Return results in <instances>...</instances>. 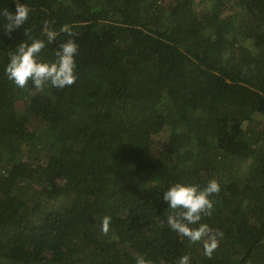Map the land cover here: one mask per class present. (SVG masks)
<instances>
[{
	"label": "trees",
	"instance_id": "16d2710c",
	"mask_svg": "<svg viewBox=\"0 0 264 264\" xmlns=\"http://www.w3.org/2000/svg\"><path fill=\"white\" fill-rule=\"evenodd\" d=\"M20 2L11 37L0 18V264H264V0ZM45 21L77 34V79L18 88L4 70L24 30L48 62L68 39L48 44ZM211 179L208 258L163 193Z\"/></svg>",
	"mask_w": 264,
	"mask_h": 264
},
{
	"label": "clouds",
	"instance_id": "9594fccd",
	"mask_svg": "<svg viewBox=\"0 0 264 264\" xmlns=\"http://www.w3.org/2000/svg\"><path fill=\"white\" fill-rule=\"evenodd\" d=\"M15 11L5 7L0 9V18L7 21L4 25L9 37L16 29H19L28 20L30 9L21 3L20 0H13ZM43 33L47 43L56 41L60 33L66 34L68 39L58 44L54 51L55 60L48 62L39 59L38 54L46 47L43 39L35 38L24 30V36L28 40L20 42L15 51L9 53V62L5 67L6 77L18 88H25L29 81L34 88L43 91L46 87L63 89L72 86L76 79V60L78 45L74 37L77 35L72 26L64 24L59 32L44 22ZM30 41V43L28 42ZM245 73L247 69L243 70ZM220 185L216 179H211L201 189L197 185L174 183L163 193V200L167 202L170 212L167 217V224L179 236L187 238L192 243H203L204 255L211 258L218 248L223 232L213 230L207 223H200L202 217H210L214 209L212 197L220 192ZM111 217L104 216L99 224V230L107 235L110 228ZM191 225H199L191 227ZM135 264H152L151 260L138 255ZM178 264H190V256H182Z\"/></svg>",
	"mask_w": 264,
	"mask_h": 264
},
{
	"label": "rangeland",
	"instance_id": "374dc122",
	"mask_svg": "<svg viewBox=\"0 0 264 264\" xmlns=\"http://www.w3.org/2000/svg\"><path fill=\"white\" fill-rule=\"evenodd\" d=\"M165 139H166V134L160 135V137L157 139L158 145H163L165 143ZM56 206H59V204H57Z\"/></svg>",
	"mask_w": 264,
	"mask_h": 264
}]
</instances>
